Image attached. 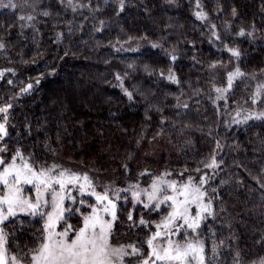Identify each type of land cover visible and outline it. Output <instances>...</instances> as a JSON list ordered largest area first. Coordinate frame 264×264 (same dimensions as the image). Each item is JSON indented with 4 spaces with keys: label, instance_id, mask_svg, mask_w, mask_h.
Segmentation results:
<instances>
[{
    "label": "trees",
    "instance_id": "16d2710c",
    "mask_svg": "<svg viewBox=\"0 0 264 264\" xmlns=\"http://www.w3.org/2000/svg\"><path fill=\"white\" fill-rule=\"evenodd\" d=\"M18 1L31 19L0 8V107L11 105L0 113V123L8 118L0 172L19 151L16 162L36 170L87 174L97 193L124 188L110 242L140 249L127 264L151 256L146 241L170 210L135 203L133 186L165 173L203 180L211 205L196 235L204 264H261L264 118L241 122L237 113L264 112V97L256 101L250 78L218 102L214 86L226 68L264 81V0H123L122 10L121 0ZM81 193L66 203L62 227L73 232L97 205ZM44 224L16 213L1 224L3 248L30 264Z\"/></svg>",
    "mask_w": 264,
    "mask_h": 264
},
{
    "label": "snow or ice",
    "instance_id": "6c2138e0",
    "mask_svg": "<svg viewBox=\"0 0 264 264\" xmlns=\"http://www.w3.org/2000/svg\"><path fill=\"white\" fill-rule=\"evenodd\" d=\"M0 7H16V5H5L0 0ZM123 9V0H121V10ZM47 15V13H45ZM235 15V10H233ZM198 18L203 19L205 14L197 13ZM23 19V17H21ZM31 19V17H28ZM243 34V32H241ZM4 48V44L0 43V49ZM233 54L239 56V52L232 50ZM175 59V57H173ZM11 71V70H9ZM3 72H0V76ZM243 73L236 70L234 73L228 75V87L231 88L234 76H242ZM168 79L175 81L174 75H169ZM11 83V81H10ZM37 83L39 81L37 80ZM32 88V84L27 85L26 88L21 89L22 92H27ZM217 92L226 91V89H216ZM131 98V93H128ZM0 107V113H7L8 108ZM186 107V105H185ZM250 117H245V120ZM257 119L264 118V112L256 116ZM7 116H4V122L0 123V139L8 135L6 123ZM6 148L0 151H6ZM16 157H21L19 151L13 157L12 162L7 164L3 171L0 172V184H3L7 191L0 195V223H3L10 216H15L17 211L29 212L32 215L39 213L41 216L46 215L47 220L44 224L45 235L42 238V243L39 245L31 255L32 264H124V257L128 255H137L140 249L134 245H129L128 248L131 252L125 250L124 246L114 247L110 243L112 235L113 222L116 220L115 203L109 199L107 192L101 194L93 191L91 195L95 196L97 205H90L91 213L83 217V226L73 232L69 236L71 225H68L63 231H56V224L64 219L65 211L63 202L66 198V189L69 185L75 186L79 184L80 191H85L86 185L91 186L92 182L87 176L83 177L75 174L68 173L67 170L56 172L59 166L52 165L47 169L36 170L27 161L17 165ZM3 159H0V164H4ZM207 167H216L215 159L212 164L206 165ZM168 175V173H165ZM11 178V181L10 179ZM83 180V183L80 181ZM204 181L202 180L201 183ZM23 184L34 185L36 192L35 197H25L22 194L20 187ZM59 186V190L55 187ZM152 191L148 193V200H158V194L166 189L171 190V195H164L162 200L151 206L159 209L161 204L170 203L171 212L158 224H156L157 231L146 241L151 248V256L144 259L142 264H192L196 261L197 264H204V245L201 242L188 241L181 244L178 241L174 242L170 239L173 234H179L180 229L185 226L189 229L195 230L199 227L203 213H210V203H203V198L206 195L201 191V188L192 182L189 177L187 183L177 186L176 181H167L162 177L156 178L151 185ZM139 199V193H133ZM50 196L49 201L46 197ZM74 199V198H73ZM81 203H83L81 201ZM195 205L197 212L195 216L190 213V206ZM6 206V209H5ZM42 207H51V212H40ZM149 208V204L144 205ZM106 215H110L111 219H106ZM132 219L131 214L129 220ZM183 221V224L176 225L177 221ZM141 225L147 222L141 218ZM163 229V231H161ZM167 239V246L158 247L154 242L158 239ZM5 236L3 231L0 230V264H7L5 253L3 251V244ZM154 257L155 259H151ZM14 264H20L16 257H12ZM264 264V260L261 261Z\"/></svg>",
    "mask_w": 264,
    "mask_h": 264
},
{
    "label": "rangeland",
    "instance_id": "374dc122",
    "mask_svg": "<svg viewBox=\"0 0 264 264\" xmlns=\"http://www.w3.org/2000/svg\"><path fill=\"white\" fill-rule=\"evenodd\" d=\"M2 3L3 4H5V5H9V4H11V5H16V7H0V8H10V9H19V11H20V13L23 15V16H25L27 19H28V17H30V12H31V10H30V6H29V4H27V3H22V1H18V0H2ZM237 70V69H236ZM236 70H230V69H228V68H226L225 69V71L223 72V74L220 76V81H218L217 83H216V85L214 86V101L215 102H218V101H220V100H224L225 98H226V96H227V94H228V92L232 89V87L234 86V84H235V82L237 81V80H239V79H249V82H250V84H251V88H252V90H253V94H254V96H255V99H256V101H261L260 99H262V97H264V81H262V80H259L257 77H255V76H248V75H242V76H234L233 77V80H232V86H231V88H229L228 87V75H229V73H234V72H236ZM216 89H226V91H222V92H217L216 91ZM255 105H257V103H255ZM260 112H262V109H259V111H258V109H257V107H253V108H247V109H243V110H241L240 112H238L237 113V119H238V121H241V122H246V121H249V120H251V119H253L255 116H257ZM245 117H250L249 119H247V120H245ZM17 163V165H20V164H22V163H18V162H16ZM45 169H47V168H45ZM38 170H40V169H37V171ZM3 171V170H2ZM1 171V172H2ZM70 173V172H69ZM54 175L55 174H58V171L56 170V172L55 173H53ZM77 175H79V176H81V177H83V175L81 174H77ZM164 180H167V181H176L177 182V186H180V185H182V184H184V183H187L188 181H186V180H182V179H178L177 177H169V176H165V175H163V176H161ZM158 178V177H157ZM10 179V181H11V178H9ZM156 179V178H155ZM154 179V180H155ZM153 180V181H154ZM152 181V182H153ZM92 182V181H91ZM152 182H150V183H147V184H140V185H136V186H133V187H135V188H133L132 190H131V192H132V195H131V197H132V200L135 202V203H138V204H143V205H145V204H149V207H151V205L152 204H155V203H158L159 202V200H162L163 199V196L164 195H171L172 193H171V190L170 189H166L165 191H163V192H161V193H159L158 194V200H156V201H149L148 200V193L149 192H151L152 191V189H151V185H152ZM195 185H197V186H199L200 188H201V191H203V192H205L206 193V195L204 196V198H203V203H205V204H208V203H210V195L208 194V192L203 188V185H202V183L201 182H194V181H192ZM80 183H83V180H81L80 181ZM20 187H21V189H22V194L25 196V197H30V198H34L35 197V192H36V189H35V187H34V185H32V184H23V183H21V185H20ZM56 188H57V190H59V186L58 185H56L55 186ZM94 185H93V183L91 184V186H87L86 185V189H85V191H80V192H82L81 193V196H83V195H88L89 193H92L94 190ZM79 190H80V188H79V184H77V185H75V186H72V185H69L68 186V188L65 190L66 191V198H65V200H64V202H63V207L65 208V209H67L68 210V208H67V206H66V203L68 202V201H70V202H72V201H76L77 199H79L80 198V192H79ZM119 191L118 192H116V195H112V196H110L109 195V199H111L114 203H115V205H117V203H118V200H120V199H127V197H124L123 198V196H121L123 193L124 194H127V192L128 191H125L124 190V188H120V189H118ZM7 191V189L5 188V186L3 185V184H0V195H3L5 192ZM133 193H139V199H137L134 195H133ZM49 201L51 200V197L50 196H48V197H46ZM74 198V199H73ZM114 199H116V202L114 201ZM170 203L171 202H168V203H164V204H161L160 205V208H162L163 206H169L170 207ZM76 203H74L73 205H75ZM159 208V209H160ZM210 208H211V205H210ZM5 209H6V206H5ZM171 207H170V210H169V212H171ZM52 211V209H51V207H42L41 209H40V212H44V213H46V212H51ZM67 212L68 211H65V213H64V218L66 217V214H67ZM196 212H197V208H196V206L195 205H191L190 206V213H191V215H193V216H195V214H196ZM17 213H29V212H20V211H17ZM91 213V211L87 214V215H89ZM37 214H39V213H37ZM40 215V214H39ZM168 215V214H167ZM203 215V219H201V221H200V225H199V227L198 228H196L195 230H193V229H189V228H187L186 226L184 227V228H182V229H180V233L179 234H173V235H171L170 236V239L172 240V241H174V242H176V241H178L179 243H181V244H185V243H187V241L186 240H188V241H192V242H197V236L199 235V231H197V230H199L200 228H201V226H202V224H203V221L207 218V215H208V212H205V213H203L202 214ZM10 217H12V216H10ZM9 217V218H10ZM44 217V220H45V222H46V220H47V216L46 215H44L43 216ZM8 218V219H9ZM106 219H111V216L110 215H106V217H105ZM6 221V220H5ZM64 222V219L63 220H61V221H59V223H57L56 224V228H55V230L56 231H63L67 226H65V227H62L63 226V223ZM1 224L2 223H0V230H1ZM181 224H183V221L181 220V221H177L176 222V225L178 226V225H181ZM83 226V222H82V225L80 226V227H82ZM79 227V228H80ZM78 228V229H79ZM77 229V230H78ZM161 231H163V229H161ZM73 235V229L71 228V230L69 231V236H72ZM197 235V236H196ZM184 239V240H183ZM160 240V241H159ZM157 239L155 242H156V244H157V246L158 247H160V246H164V247H166L167 246V239L165 238V239ZM180 240H183V242H180ZM111 243V242H110ZM114 246V245H113ZM120 246H124L125 247V250L126 251H128V252H131V249L130 248H128V246H125V245H119V246H114V247H120ZM4 249V248H3ZM4 251V253H5V259H6V261H7V264H14V262L12 261V257H15L14 255H12L11 253H9L8 251H7V249H4L3 250ZM126 257V256H125ZM124 257V258H125ZM16 260L18 261V262H20V264H27V263H25V262H22L21 260H19L18 258H16ZM30 264H32V262L30 263ZM124 264H127V263H125L124 262ZM192 264H193V262H192ZM194 264H197V263H194Z\"/></svg>",
    "mask_w": 264,
    "mask_h": 264
}]
</instances>
